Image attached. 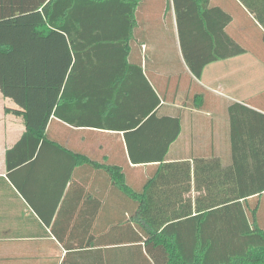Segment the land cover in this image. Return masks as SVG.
Returning a JSON list of instances; mask_svg holds the SVG:
<instances>
[{
	"label": "trees",
	"instance_id": "16d2710c",
	"mask_svg": "<svg viewBox=\"0 0 264 264\" xmlns=\"http://www.w3.org/2000/svg\"><path fill=\"white\" fill-rule=\"evenodd\" d=\"M146 6H158L170 27L175 22L180 54L197 79L210 62L257 54L249 35L264 40V0H0V91L18 106L6 111L22 116L25 127L6 150L7 179L16 181L19 167H65L66 183L105 178L131 203L109 225L113 243L128 244L141 264H264V154H233L228 164L219 156L169 161L181 121L158 116L150 85L149 108L119 121L132 109L123 73L142 68L130 59L129 39ZM54 119L123 128L131 162H154V169L132 186L118 164L53 138Z\"/></svg>",
	"mask_w": 264,
	"mask_h": 264
},
{
	"label": "crops",
	"instance_id": "0c3cea01",
	"mask_svg": "<svg viewBox=\"0 0 264 264\" xmlns=\"http://www.w3.org/2000/svg\"><path fill=\"white\" fill-rule=\"evenodd\" d=\"M157 7L140 11L129 39L130 59L142 68L123 73L120 85L131 94L132 109L119 121L132 122L149 108L154 102L150 85L158 97V116L181 121L167 152L169 161L219 156L228 164L233 154L259 150L263 155L264 48L258 51L256 45L264 40L259 43L256 33L249 35L248 47L257 54L248 51L210 62L197 79L180 54L175 22L172 27L162 22ZM17 108L0 91V264H141L131 260L128 244L113 243L111 221L131 203L105 178L66 183L65 167H19L16 181L7 179L6 150L25 130L22 116L6 111ZM52 125L53 138L92 160L118 164L132 186L140 187L154 169V162H131L123 128L81 129L60 119Z\"/></svg>",
	"mask_w": 264,
	"mask_h": 264
},
{
	"label": "rangeland",
	"instance_id": "374dc122",
	"mask_svg": "<svg viewBox=\"0 0 264 264\" xmlns=\"http://www.w3.org/2000/svg\"><path fill=\"white\" fill-rule=\"evenodd\" d=\"M236 4L232 1V4L230 5V7H231V10L232 11H236ZM237 20H239V16L237 17ZM167 30V29H166ZM251 31H252V33H253V29H251ZM170 32V31H169ZM169 32H167L161 39L163 40V41H165L164 39H166V38H164V37H168L169 36ZM238 36H245V34H243V33H241L240 35H238ZM161 51L163 52V49H161ZM260 214H261V216L263 217V219H264V194H263V196L261 197V210H260Z\"/></svg>",
	"mask_w": 264,
	"mask_h": 264
}]
</instances>
